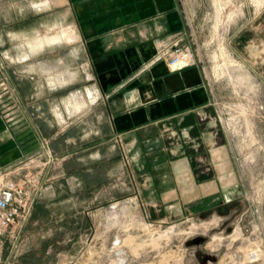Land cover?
Wrapping results in <instances>:
<instances>
[{"label":"crops","instance_id":"1","mask_svg":"<svg viewBox=\"0 0 264 264\" xmlns=\"http://www.w3.org/2000/svg\"><path fill=\"white\" fill-rule=\"evenodd\" d=\"M35 2L48 6L37 8ZM34 3L38 11L53 5L66 8L83 58L82 70L65 74L60 83L89 84L85 83L83 96H74L72 105L57 97L46 100L44 62L35 68L34 81L24 74L28 70L23 65L20 77L4 66L1 72L19 101L11 94H0V171L40 154L45 139H54L55 152L63 156L62 166L54 173L65 176L49 185L36 204L67 208L58 216L59 221L70 223L61 236L76 235L78 220H87L89 203L99 197L95 192L100 187V160L105 163L107 158L104 148L118 153L120 142L133 161L139 197L154 220H179L238 201L245 203L241 216L260 209L249 190L250 173L259 160L240 155L237 138L226 130L220 110L226 98L234 99V91L241 92L249 76L264 85V5L256 6L251 23L226 50L229 64H241L247 73L235 87L214 64L203 60L191 42L186 0ZM178 37L191 46L194 62L172 70L166 59L156 58L163 43ZM38 39L28 40L31 52L18 57L27 60L40 51L43 46H33ZM29 87L36 91V101H29ZM64 106L79 112L73 115ZM46 108L47 115L39 113ZM56 140H61V146Z\"/></svg>","mask_w":264,"mask_h":264},{"label":"rangeland","instance_id":"2","mask_svg":"<svg viewBox=\"0 0 264 264\" xmlns=\"http://www.w3.org/2000/svg\"><path fill=\"white\" fill-rule=\"evenodd\" d=\"M34 1L38 0H0V90L2 91L0 94H11V98L19 101V96L1 72L4 66H8L16 77H20V70L24 66L28 70L24 74H29V78L34 81L35 68L40 64L42 67L44 62L46 71L44 82L48 88L45 99L57 97L65 99L72 105L74 96H83L86 91L84 85L89 83L73 81V84L64 86L60 80L65 74L82 70L81 43L79 41L61 42L66 41L64 37H60L61 43L47 40L53 35H61L66 31L74 32L73 27L70 28L72 19L67 15L66 8L61 5H53L50 9L44 8V11H38L32 5ZM254 1L186 0L192 19L191 42L199 50L203 60L208 65L214 64L219 75L226 76L230 82L228 75L223 74L227 65L232 63L225 55L226 50L231 49L234 38L254 18L256 14ZM34 5L37 8H43L48 6V3L35 2ZM37 37H40L39 42L34 43L33 46L48 45L42 47L37 53H31L29 59H20L19 55L26 51L31 52L29 42L32 41L28 43L27 41ZM233 74L238 75L237 72ZM30 89L31 87L27 90L29 91L28 99L30 102L36 101V94H33L36 91ZM246 91L248 94L251 89L243 90V96H246ZM262 95L264 99V90ZM236 97L239 100H236ZM234 98L233 100L226 98L227 103L223 104L222 109L225 108L224 111L230 116H239L242 111L239 104L244 105V102L240 100L239 94ZM66 108L68 107L64 106V109ZM40 109L39 113L46 111V115L48 114V108ZM68 111L73 115L79 112L74 111L73 108ZM260 112L262 113L251 106L246 129H241L246 137L249 139L251 137L252 140L244 144L239 139L237 141L241 156L247 157L245 150L250 148L253 149V156L259 160L258 168L251 170L252 183L249 190L264 216V110ZM244 115L247 116V113ZM241 131L239 130V133ZM44 143L55 158L50 174L57 175L58 173H54V170L62 166L63 156L55 152L54 139L47 137ZM56 144L61 146V140H56ZM104 149L107 158L105 163L100 160V187L95 192L100 199L97 197L89 203L87 220H78L77 234L69 235L67 238L60 235V232L70 226L67 220L59 221L58 218L61 211L65 210L64 207L49 209L43 206L37 207L36 204L32 216L20 232L15 248H13L14 242L8 237L5 238L2 252H0V264H58L59 260L68 253L79 251L78 244L85 242L86 236L83 234L86 231L91 233L92 244L97 245L98 251L95 249L94 253L100 255V264H113L117 259V252L112 249L115 239H121L132 264H213L223 257L227 243L225 234L231 229L246 226V221L240 220L241 213L245 209L243 201L234 202L227 208L219 204L212 211L193 214L179 220L152 219L147 211L146 203L139 197V184L132 169L133 161L126 145L120 142L118 153L115 154ZM41 150V153L45 152L44 148ZM32 156H38V153L29 157ZM47 158L48 155L44 153L43 160ZM258 170L261 172L260 176H256ZM56 180L58 178L47 183V190ZM136 195L137 201L124 202ZM116 201L122 203L113 209L112 204ZM197 238H201L202 242L194 243Z\"/></svg>","mask_w":264,"mask_h":264},{"label":"built area","instance_id":"3","mask_svg":"<svg viewBox=\"0 0 264 264\" xmlns=\"http://www.w3.org/2000/svg\"><path fill=\"white\" fill-rule=\"evenodd\" d=\"M156 59H166L172 70H180L194 62L192 48L184 43L183 37H178L171 42L163 43ZM245 67V66H244ZM246 68V67H245ZM246 96L242 95L243 90H250ZM263 83L261 80L249 76V80L243 86L240 93L235 92L233 96L241 95V99L247 107V116H230L221 107L220 119L225 125L226 130L237 140L244 144L246 141L233 131L232 122L243 123L246 129V121L250 118L248 112L251 106L256 107L259 113L264 110ZM235 99V98H234ZM236 100H239L236 97ZM241 105V104H239ZM243 105V103H242ZM228 108V106L226 107ZM242 127V128H243ZM253 133V128H252ZM253 135V134H252ZM254 137V135H253ZM250 141L252 138L249 139ZM247 140V141H249ZM247 148V147H246ZM245 149V148H244ZM45 152L38 156L29 157L21 161L14 168L7 171H0V252L4 246V240L8 237L14 242V247L20 238V232L32 216L36 203L45 195L47 183L65 176L60 172L51 175V168L55 163V158L51 150L44 143ZM253 149L245 150L248 159L253 161ZM264 151V150H263ZM44 153L48 158L44 161ZM138 200V196L130 197L124 202L133 203ZM122 203L116 201L112 204L115 209ZM246 221L245 227L231 229L225 234V252L223 257L213 264H264V216L260 210H256L253 215H243L240 219ZM91 233L85 232L83 235L85 242L79 243L80 248L76 253H68L59 260L58 264H100V255L94 253L97 245L92 244ZM75 244V243H74ZM94 248V250H93ZM112 249L117 252V259L113 264H132L121 239H115ZM98 251V249H96ZM96 251V252H97ZM96 255V256H95Z\"/></svg>","mask_w":264,"mask_h":264},{"label":"bare ground","instance_id":"4","mask_svg":"<svg viewBox=\"0 0 264 264\" xmlns=\"http://www.w3.org/2000/svg\"><path fill=\"white\" fill-rule=\"evenodd\" d=\"M256 3V6L258 7V9H260L263 5H264V0H255L254 1ZM39 6V5H38ZM243 12V11H242ZM60 37H64L66 41H74L76 39L75 33L72 31H66L63 32V34H56L55 36L53 35L51 38H48L47 40L51 41V42H60ZM42 44V42H41ZM44 44V42H43ZM225 46V45H224ZM41 47V46H38ZM225 48V47H224ZM230 67H232V70L230 69ZM227 70V71H226ZM226 70L224 71L225 73H223L224 75H228L229 79L231 80L232 84L238 86L240 83H242L243 81H245L246 77H247V73H245L243 71V67L241 64H230L227 65ZM237 72L238 75H234L233 73ZM240 108L242 109V111H240V115H243V113H247V107L245 105H240ZM235 109V108H234ZM231 111V108L229 109ZM233 110V107H232ZM239 115V116H240ZM236 118L238 115H235ZM243 127V123H240L239 121H235L232 122L231 127L233 129V131H235L236 135L238 134L241 139H243L244 141L247 142V140H249L248 137H246V134L244 133V131H241L242 127ZM241 131V133H239V130ZM244 129V127H243ZM251 132L249 131V134ZM251 138V137H250Z\"/></svg>","mask_w":264,"mask_h":264},{"label":"water","instance_id":"5","mask_svg":"<svg viewBox=\"0 0 264 264\" xmlns=\"http://www.w3.org/2000/svg\"><path fill=\"white\" fill-rule=\"evenodd\" d=\"M202 242V239L201 238H197V239H195V241H194V243H196V244H199V243H201Z\"/></svg>","mask_w":264,"mask_h":264}]
</instances>
